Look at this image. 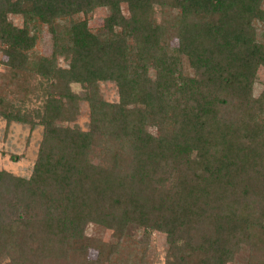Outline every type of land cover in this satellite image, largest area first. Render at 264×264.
I'll return each mask as SVG.
<instances>
[{"label":"trees","instance_id":"obj_1","mask_svg":"<svg viewBox=\"0 0 264 264\" xmlns=\"http://www.w3.org/2000/svg\"><path fill=\"white\" fill-rule=\"evenodd\" d=\"M98 7L110 13L94 33L75 17ZM43 25L54 50L34 58ZM261 28L264 0H0L6 64L58 93L35 116L45 131L33 175L6 176L15 196L0 204V264L7 255L16 264L45 256L96 264L87 258L96 245L90 224L120 235L118 245H97L108 264L124 259L129 225L166 235L165 264H230L243 249L246 264H264V88L254 91ZM61 57L68 67L56 65ZM105 81L116 83L119 102L99 98ZM71 82L87 89L88 131L56 125L79 110ZM2 105L6 119L37 124Z\"/></svg>","mask_w":264,"mask_h":264},{"label":"rangeland","instance_id":"obj_2","mask_svg":"<svg viewBox=\"0 0 264 264\" xmlns=\"http://www.w3.org/2000/svg\"><path fill=\"white\" fill-rule=\"evenodd\" d=\"M17 1V0H13ZM122 11L126 17H129V11L126 3H122ZM110 11L105 7L94 9L87 16L83 13L75 17L76 20L87 19L89 29L94 33L102 31L105 19ZM155 17L161 21L162 15L159 11ZM9 19L18 27L24 26V18L22 15L10 14ZM68 22H63L66 27ZM260 38H264V32L259 30ZM174 46L176 42L173 41ZM54 50V40L47 26L43 25L38 32V38L35 47L31 50V55L36 57H51ZM7 57L3 52V46L0 43V100L3 102L2 110H9L13 114L30 116L29 119H34L36 123L39 121L35 118L39 112L43 113L45 103L49 96H57V88L47 85V83L34 72H27L14 76L12 69L6 64ZM187 71L189 68L187 67ZM56 65L59 67H68V62L63 57L58 58ZM192 72V71H191ZM152 73V71H151ZM152 76V75H151ZM45 84L41 86V82ZM78 98V112L72 122H58L56 125L78 126L84 131H88L91 127V111L88 101H85L87 89L80 83L71 82L66 86ZM62 88V87H61ZM264 88V68H260L256 77L254 87L255 96H258ZM99 98L109 103H117L120 100L119 91L116 83L111 81L100 82L97 87ZM40 123V122H39ZM34 126L30 121L18 122L16 120H8L0 114V172H4L5 180L0 182V204L1 206L14 199V190L8 192L5 188L11 184L6 176L12 178L30 179L34 173L35 164L37 162L41 143L44 137L45 127L41 124ZM149 132L157 134L156 127H150ZM101 147L103 142L99 141ZM91 161L95 164L102 160L101 149L99 146H94L92 149ZM9 189V187H8ZM130 226V225H129ZM128 226V233L132 235L126 247L124 259L118 264H165L166 252L168 249L166 235L161 232H153L150 237H145L143 230ZM87 233L93 243L96 245L89 249L87 254L88 260L96 264H108L105 260L100 259V247L97 245L106 244L111 246L118 245L119 233L112 232L100 225L90 224L87 228ZM248 249H243L237 256L235 262L230 264H246L249 257ZM73 261V259H70ZM75 259L72 263L68 259L49 258L45 256L42 264H75ZM1 264H16L10 256H5ZM26 264H33L27 262Z\"/></svg>","mask_w":264,"mask_h":264}]
</instances>
